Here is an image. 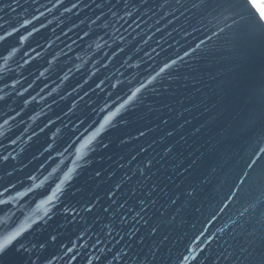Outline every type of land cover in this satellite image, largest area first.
I'll list each match as a JSON object with an SVG mask.
<instances>
[{
  "label": "water",
  "instance_id": "obj_1",
  "mask_svg": "<svg viewBox=\"0 0 264 264\" xmlns=\"http://www.w3.org/2000/svg\"><path fill=\"white\" fill-rule=\"evenodd\" d=\"M84 2L89 8L81 4L71 13L41 8L45 15L33 21L38 31L28 25L0 41V234L23 229L27 255L39 242L48 251L79 248L85 233L108 231L101 211L106 193L127 198L147 175L178 201L162 228L164 264L169 254L173 261L188 255L186 247L200 256L195 237L202 229L226 238L233 220L264 209V196L247 182L236 189L245 162L264 148V126L247 121L250 103L264 89V48L212 36L217 22L191 9L193 0H168L164 8L158 6L164 0H130L132 15L120 4L115 17L108 11L114 0ZM96 3L105 13L99 20ZM41 4L52 7L28 0L23 18ZM4 19L19 28L16 13ZM9 24L0 35L12 31ZM209 49L215 56L205 60ZM166 63L171 67L161 72ZM257 155L264 166V154ZM166 199L151 210L154 220ZM216 244L200 247L209 255Z\"/></svg>",
  "mask_w": 264,
  "mask_h": 264
},
{
  "label": "snow or ice",
  "instance_id": "obj_2",
  "mask_svg": "<svg viewBox=\"0 0 264 264\" xmlns=\"http://www.w3.org/2000/svg\"><path fill=\"white\" fill-rule=\"evenodd\" d=\"M37 2L38 0H31L32 5H36ZM138 2L141 5H146L148 0H138ZM27 3L28 0H24L23 4L21 0H10L8 3L0 4V21H3L0 23V29H3L4 24H9V21L4 19L9 13H16V22L19 24V28L9 24L12 31L8 32L4 29V35H0V41L5 40L12 33H18L20 28L27 31L26 26L28 25L32 26V32L38 31L33 21H39V17L44 16L45 11L51 13L52 8L63 7L66 13L80 8L81 4L84 8H89V4L84 0H74L71 2V7L64 6V0H54V2L48 0V3L52 5L51 8L41 4L35 8L34 12L30 14L31 18L28 19L23 18V13L28 11L24 8V4ZM177 3H180V0H177ZM120 4L123 5L125 15L131 16L130 0H114L112 7L108 9L112 16H117L118 12L113 9H116ZM167 4L168 0H164V3L158 6L164 8ZM95 7L100 10V15L96 17L99 20L101 16L105 15L103 6L96 3ZM41 8L45 11H41ZM131 8L136 9L139 13L136 3H131ZM18 9L21 12H17ZM191 9L196 10L205 18L211 17L217 22L215 28L218 31H213L212 36L220 38L223 35L226 40L232 41L234 46L247 44L254 47L259 44L261 48H264V0H193ZM36 13H39V16ZM153 14H155L154 10ZM41 27H44L42 23ZM32 32H28V35L31 36ZM87 34L85 33V35ZM19 39L23 41L26 37L21 35ZM204 44L205 41L201 40L191 51L196 52ZM189 55V51L184 52L185 57ZM214 56L215 53L209 49L204 52L203 59L211 60ZM179 59L183 60V57H179ZM176 63V60L171 61L172 65ZM169 67L171 65L166 63L161 72ZM190 68L193 73L201 71L195 66L190 65ZM191 78L195 80L196 76L193 75ZM247 121L251 127H255L257 123L264 126V89L261 90L259 101L252 100L250 103ZM257 151L264 154V148L253 151L249 160L245 162V171L242 172L243 179L240 180L239 185H236V189L240 191L247 182L248 189L264 196V166L258 163L260 157L257 155ZM148 163L151 165V161ZM96 175L99 176L100 173L97 172ZM106 195L110 199L107 207L101 206V211L103 219L108 222L107 233H104L102 229L92 232L91 235L85 233L88 240L84 244L79 248L76 244H72L71 247L64 246L62 252L59 248L48 251L45 244L39 242L32 246L31 255H27L29 247L21 238L23 229L8 232L6 235L0 234V264H52L53 259H62L64 264H73V262L75 264H94V261L95 264H164L168 236L163 234L162 228L166 222H170L166 221L169 210H179L177 209V199L168 195L161 183L152 181L151 177L147 175L143 176L142 181L137 182L135 189L131 190V194L127 198H111L115 196L111 190ZM162 195L167 196L165 203L160 205L164 211H160L159 219L154 220L153 216L156 215V212L151 210L156 208ZM186 195L191 197L192 193L189 192ZM232 195L235 197L236 193L233 192ZM0 203L5 202L0 201ZM91 203L92 201L89 200L88 204ZM223 210V208L220 209L221 212ZM83 211L91 213L92 208L86 205ZM241 217H244V213H241ZM172 219L174 220L175 217L173 216ZM232 224L234 227L226 233V238L217 237L212 233L205 236L207 229H202L195 237V240L199 241L196 247L200 249V256L196 254V249L186 247L188 255L181 254L173 261L169 254L168 264H186L190 260L195 261L196 264H264V209L239 221L233 220ZM219 231H223V229ZM201 237L204 239L201 240ZM51 240L55 241L56 237L52 236ZM214 240L217 241L216 248L209 255H204V249L200 246L211 247ZM221 240L222 242H220ZM89 249L94 251H89ZM58 253L60 254L58 255Z\"/></svg>",
  "mask_w": 264,
  "mask_h": 264
}]
</instances>
